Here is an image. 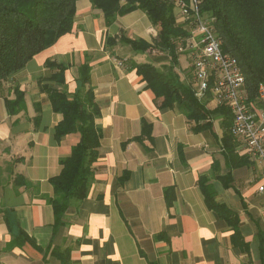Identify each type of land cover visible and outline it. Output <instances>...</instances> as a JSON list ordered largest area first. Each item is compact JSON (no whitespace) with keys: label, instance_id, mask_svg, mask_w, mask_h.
<instances>
[{"label":"crops","instance_id":"0c3cea01","mask_svg":"<svg viewBox=\"0 0 264 264\" xmlns=\"http://www.w3.org/2000/svg\"><path fill=\"white\" fill-rule=\"evenodd\" d=\"M75 8L69 33L0 82V264H264V162L232 135L223 139L220 116L192 131L176 107L158 106L136 70L159 67L150 57L157 28L144 11L106 23L91 0ZM48 61L64 65L62 84L49 78ZM84 63L99 109L98 155L87 197L55 224L49 180L80 135L55 138L60 116L48 90L73 94ZM175 71L188 82L185 65ZM17 90L23 102L11 113L6 101ZM215 107L209 99L206 108Z\"/></svg>","mask_w":264,"mask_h":264},{"label":"trees","instance_id":"16d2710c","mask_svg":"<svg viewBox=\"0 0 264 264\" xmlns=\"http://www.w3.org/2000/svg\"><path fill=\"white\" fill-rule=\"evenodd\" d=\"M77 0H0V82L21 69L35 54L52 45L60 36L72 29ZM124 2L121 4V2ZM188 1V0H185ZM102 9L106 23L116 14H126L141 9L157 28L153 45L167 54L171 64L169 72H163L152 63L136 65L146 86L159 99V107H176L190 124L192 131L203 130L214 116L222 118L225 141H230L231 114L225 105L210 110L206 104L210 94L198 100L192 81L184 82L173 68L177 63L176 47L188 32L176 23L172 0H91ZM201 13L211 18V24L222 42V50L235 60L244 76L248 99H254L259 85L264 86V0H199ZM130 43L137 51L144 52L145 42ZM56 69L49 78L62 84L65 67L54 61L46 62ZM91 67L84 63L79 67L77 88L69 94L63 88L48 90L52 109L60 119L55 128V138L77 132L79 142L68 156L60 159V172L50 178L53 194L47 200L53 208L55 224L69 203L87 197L91 181V166L98 155L99 134L94 119L99 114L89 85ZM17 92L15 101H6L9 112H14L23 102V94ZM229 134V135H228ZM203 188V187H202ZM204 190V189H203ZM207 196V195H206ZM207 206L224 214V206L206 197ZM226 212V213H225Z\"/></svg>","mask_w":264,"mask_h":264},{"label":"built area","instance_id":"2783aa9c","mask_svg":"<svg viewBox=\"0 0 264 264\" xmlns=\"http://www.w3.org/2000/svg\"><path fill=\"white\" fill-rule=\"evenodd\" d=\"M172 2L176 23L188 32L176 51L190 60L195 97L202 100L210 94L216 106L225 105L231 114L230 134L249 157L264 162V86L259 85L256 97L249 100L237 61L222 50L211 18L199 9V0ZM258 191L264 192V183Z\"/></svg>","mask_w":264,"mask_h":264},{"label":"rangeland","instance_id":"374dc122","mask_svg":"<svg viewBox=\"0 0 264 264\" xmlns=\"http://www.w3.org/2000/svg\"><path fill=\"white\" fill-rule=\"evenodd\" d=\"M150 57L153 60L159 62V64H158L159 67L158 68L161 71L169 72L167 67L171 64V61H170V58L167 56L166 53H164L163 51H160L159 49H156V51L154 53L150 54ZM189 63H190V61H188L184 56H182V54H178L177 63L173 64L174 70L178 69L182 65H185V68L187 70V74H186L187 81H191V74H190L191 70L190 69L188 70V68H190V64ZM187 64H189V65H187Z\"/></svg>","mask_w":264,"mask_h":264}]
</instances>
